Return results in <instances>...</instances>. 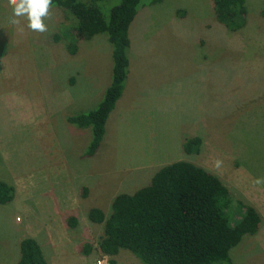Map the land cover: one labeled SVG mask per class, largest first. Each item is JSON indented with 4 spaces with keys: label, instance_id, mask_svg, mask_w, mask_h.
<instances>
[{
    "label": "rangeland",
    "instance_id": "1",
    "mask_svg": "<svg viewBox=\"0 0 264 264\" xmlns=\"http://www.w3.org/2000/svg\"><path fill=\"white\" fill-rule=\"evenodd\" d=\"M146 3L130 27L124 92L89 157L92 129L67 119L93 110L111 83L107 36L78 39L73 55L62 9L50 6L39 32L25 17L10 23L12 2L0 0V181L15 188L14 200L0 205V264L18 263L26 237L50 264H143L124 249L103 255L104 224L89 211L109 216L118 194L181 160L219 176L258 210L259 233L230 254L233 264H264V0H246L238 31L218 22L212 0ZM194 137L200 152L189 155L183 145Z\"/></svg>",
    "mask_w": 264,
    "mask_h": 264
},
{
    "label": "trees",
    "instance_id": "2",
    "mask_svg": "<svg viewBox=\"0 0 264 264\" xmlns=\"http://www.w3.org/2000/svg\"><path fill=\"white\" fill-rule=\"evenodd\" d=\"M147 1L156 4L161 0H52L50 5L65 13L63 36H70L71 54L78 51V39L105 34L112 45L111 83L102 100L93 110L67 119L78 128L92 129L86 156L98 151L107 120L124 92L130 67V27ZM212 1L220 24L232 31L245 26L246 0ZM201 144L202 139L194 137L183 147L194 155ZM14 198L15 188L0 181V205ZM88 216L92 223L104 224L98 244L103 255L115 257L124 249L143 264H233L231 250L245 235L258 234L263 221L254 206L235 199L219 176L184 160L161 167L136 192L118 194L109 216L99 208H92ZM70 224L75 226L77 219L71 218ZM84 252L90 254L92 246L84 245ZM17 264L50 263L37 239L26 237L20 242Z\"/></svg>",
    "mask_w": 264,
    "mask_h": 264
},
{
    "label": "clouds",
    "instance_id": "3",
    "mask_svg": "<svg viewBox=\"0 0 264 264\" xmlns=\"http://www.w3.org/2000/svg\"><path fill=\"white\" fill-rule=\"evenodd\" d=\"M12 17L10 23L18 24L19 17H25L28 21V28L34 31L43 32L46 30L42 18L48 15L52 0H11Z\"/></svg>",
    "mask_w": 264,
    "mask_h": 264
},
{
    "label": "built area",
    "instance_id": "4",
    "mask_svg": "<svg viewBox=\"0 0 264 264\" xmlns=\"http://www.w3.org/2000/svg\"><path fill=\"white\" fill-rule=\"evenodd\" d=\"M97 264H111V262H109L107 258V259H102V260L97 261Z\"/></svg>",
    "mask_w": 264,
    "mask_h": 264
}]
</instances>
